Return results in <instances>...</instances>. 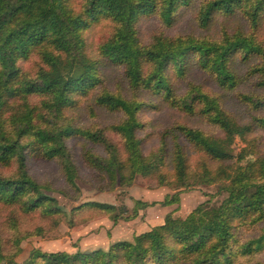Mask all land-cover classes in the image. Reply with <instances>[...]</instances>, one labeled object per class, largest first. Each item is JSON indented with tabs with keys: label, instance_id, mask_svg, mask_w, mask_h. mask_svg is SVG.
I'll return each mask as SVG.
<instances>
[{
	"label": "trees",
	"instance_id": "obj_1",
	"mask_svg": "<svg viewBox=\"0 0 264 264\" xmlns=\"http://www.w3.org/2000/svg\"><path fill=\"white\" fill-rule=\"evenodd\" d=\"M164 112L179 119H145ZM50 163L66 189L30 175ZM137 177L173 193L129 214L94 201L66 212L49 195ZM199 186L225 196L106 250L33 248L17 262L21 241L42 235L21 231L18 213L72 229L94 212L115 225ZM0 207V264H264V0H0Z\"/></svg>",
	"mask_w": 264,
	"mask_h": 264
},
{
	"label": "rangeland",
	"instance_id": "obj_2",
	"mask_svg": "<svg viewBox=\"0 0 264 264\" xmlns=\"http://www.w3.org/2000/svg\"><path fill=\"white\" fill-rule=\"evenodd\" d=\"M183 27H187V23H184L179 29ZM155 28L156 24L151 21L142 25L144 34ZM106 75L108 83L113 86L117 78L116 70L108 69ZM177 118L169 112L147 115L145 117L146 120L157 127L167 125ZM98 122L107 124L111 123L112 119L109 116L101 115ZM77 163L79 164V160H77ZM28 170L38 183H50L55 188L66 189L63 176L57 164H30ZM9 171L1 170V173L7 175ZM85 173L86 171L81 168L80 174L84 176ZM76 184L79 190V195L76 198L63 197L58 193L49 194L58 201L59 206L66 212L80 203L94 201L122 207L129 214L136 200L145 203H159L166 195L173 193L165 186L148 187L147 183L140 177H137L130 187H117L114 191L99 190L92 184L82 180H77ZM224 196L216 194L215 186H199L182 192L177 205L162 207L156 204L149 206L138 210V215L135 219L128 221L119 220L115 225L102 214L94 212L82 213L77 218L76 226L72 229L68 228L63 222L54 224L51 220L44 219L37 213L26 216L18 213L16 215L21 231L28 233L40 228L42 235L29 236L21 241L22 252L17 257V262H22L33 248L46 253L106 250L112 242L131 241L134 235L148 231L151 227L161 224L168 213H172L174 217L184 218L198 204L208 201L210 198L211 204H217ZM8 214L9 209L0 207V230L4 239L8 237L5 225Z\"/></svg>",
	"mask_w": 264,
	"mask_h": 264
}]
</instances>
